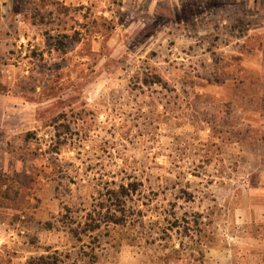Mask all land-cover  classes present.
<instances>
[{"label": "rangeland", "instance_id": "obj_1", "mask_svg": "<svg viewBox=\"0 0 264 264\" xmlns=\"http://www.w3.org/2000/svg\"><path fill=\"white\" fill-rule=\"evenodd\" d=\"M8 3L13 7H7ZM238 18L244 25H235ZM224 21L226 37L223 29L219 30ZM195 22L203 34L215 27L217 40L222 35L226 40L232 38V63L225 66L234 79L217 117L222 124L246 118L255 127L249 125L244 130L257 134L259 141L245 144L248 151L239 165L227 156V160L220 157L227 152L226 138L208 145L177 135L174 127L178 122L171 119L179 115L175 95H170L166 107L172 109L170 115L163 110L149 114L144 102H132L130 90L137 87L136 75L124 77L131 67L144 70L138 56L149 54V47L158 44L156 39L168 35L170 40L182 34L180 24L192 26ZM230 24L235 27L231 34ZM0 83V109L3 106L6 113L0 157L7 158L6 167L12 170L4 173L6 179L1 177L10 184L3 194L8 200L1 201L3 228L24 226L18 224L17 210L26 212L24 221L29 220L33 207L26 199L28 190L15 196L14 189L16 182L28 188L31 176L26 172L32 170L41 177V184L49 177L60 178L56 202L49 205L42 197L39 215L48 219L46 227L55 217L58 231L73 232V246L95 255L87 256L88 264L100 259L112 263L113 250H143L156 242L171 250L177 244L185 251L208 245L232 247L236 253L260 250L264 255V244L254 249L222 238L221 230L232 220V215H227L229 208L215 207L209 225H200L196 220L201 218L196 217L179 223L173 233H162L164 226L170 228L162 219L182 212L173 202L184 196L180 190L187 178L193 179L183 169L197 166L199 156L200 166L207 167V174L202 172L196 179L202 200L211 184L237 186L245 167L264 168V0H0ZM27 104L28 109H21L26 111L20 114L16 108ZM238 107L249 110L243 114ZM158 121L173 127L162 124L160 128L155 124ZM18 158L34 162L20 164L18 168L24 171L16 173ZM135 178L145 181L136 192L128 187ZM121 184L130 190L120 201L133 223L106 225L102 220L108 210L121 215L107 191L121 194ZM9 197L15 203L8 202ZM199 230L203 237H196L197 233L196 238L190 237ZM176 232L183 239H178ZM15 252L14 246L0 251V264L16 259ZM74 257L61 255L58 261L76 264ZM241 261L240 257L234 260Z\"/></svg>", "mask_w": 264, "mask_h": 264}, {"label": "crops", "instance_id": "obj_2", "mask_svg": "<svg viewBox=\"0 0 264 264\" xmlns=\"http://www.w3.org/2000/svg\"><path fill=\"white\" fill-rule=\"evenodd\" d=\"M7 5V7H13L12 4L9 6L8 3ZM224 14H227L226 11ZM225 23L224 21L223 24H220L219 30L223 29L226 37L227 27ZM180 25L178 29L179 32L182 29V34L173 35V38L170 39L174 41L172 44H170L168 35L160 36L156 39L158 44L154 43L149 47V54L145 53L144 56H138L142 59L140 63H142L141 65L144 64V70L139 66L133 65L134 67L133 69L132 67L130 68L131 71H129L128 76H124L125 79H130L136 75L134 80L137 83V87L131 88V94L129 92L128 94L132 96V102H144L146 104L144 105V110L150 112L149 114L154 113L156 110H163L166 115H170L172 110L171 108H166L171 103L169 100L170 95H175L177 98L175 103L179 104L177 111L179 115L173 116L171 119H175L178 122L176 127H174L177 130V135L188 137V140H186L188 142L208 145L223 141L226 138L229 141L227 152L222 153L220 157L226 159L225 156H227L232 160V164L236 163L239 165V159L244 157L243 155H246L248 151L245 144L249 142L258 143L259 141L257 134L249 135L244 130L249 125L254 126L246 118L240 119L237 123L222 124L217 117V112L220 113L222 111L223 103L226 102L225 97L228 93L230 94L229 82H233L234 79L233 72L227 74L225 66L232 63L230 58L233 48L232 38L230 40L229 37V40H226L222 35L221 39L217 40L215 38V27L203 34L201 29L198 28L197 22L192 26L188 24ZM231 28L232 25L230 24L228 28L230 34ZM162 51L164 53L160 55ZM152 54L154 55L151 56ZM118 62L123 63L124 61L118 60ZM164 68L165 70L163 71ZM155 76H158L159 80H151ZM144 78H150V80L146 81ZM169 83H172V86ZM241 88L245 90V88ZM28 107L27 104L22 105V108L18 107L16 109L21 112L20 114H24L26 110L21 109H28ZM237 109L243 114H246L249 110L246 107H238ZM0 111L2 112L0 133L4 134L6 113L3 106ZM256 111L258 112V108ZM155 124L160 128L162 124L169 128L173 127L172 123L170 125L167 121H162L159 124L156 122ZM219 127H224L225 130L218 132ZM201 157L202 155L199 156L197 166L193 165L183 169V173L188 177L192 176L193 179L187 178L188 182L182 188L192 192L193 196L190 199L181 197L174 200L173 204L175 203L177 210L178 208L182 209L181 214L176 212L175 218L179 223H185L186 220L190 221L191 218L201 216V220H197L200 221V225L206 226V224H210L213 218L212 210L215 207L223 210L229 208L227 215H232V220L230 223H226L227 226H224L221 233L219 232L222 238L236 240L237 245L240 247L246 245L257 249L260 244H264V168L261 166L245 167L246 170L242 176L243 180L237 186H232L228 183L225 186H222V184L216 185V183L215 185L211 184L206 189L207 198L202 200L199 182L196 183V179L201 176L202 172L207 174L205 170L207 167L200 166ZM216 157H219V155H216ZM215 159L218 162V158ZM7 161L6 157H0V208H3L1 201L8 200L4 198L3 194L8 192L10 184L1 179V177L6 179L7 175L4 173L12 171L6 167ZM16 162L18 166L13 171L16 173L21 171L20 173H22L24 169L18 168L20 164L25 165L24 163L26 162L34 161L18 158ZM237 169L234 166V170L237 171ZM26 174L31 176L28 188L24 184L16 182L14 190L15 196H17L19 191L28 190L26 199L29 203L28 205L33 207L29 220L24 221L27 217L26 212L17 210L18 215H20L18 224L22 222L24 226L16 225V227L7 230L3 228L6 223L1 222L2 219L0 218V251L13 246L16 248V259L13 258L12 262L7 264H28L32 258L54 254L66 257L75 256L73 261H77L76 264H88L86 260L88 249L78 248V246H73L71 243L73 238H71V235L74 233L58 231L56 228L57 218L55 217L51 219L53 221L52 225L46 227L48 219L41 218L39 215L38 206L41 204L42 197H44V203L49 205L56 202L60 178L57 176L54 178L49 177L44 180L45 183L41 184V177L37 176L32 170H27ZM41 186H44L43 195L41 194ZM8 202H14L13 198L10 199L9 197ZM205 202L206 204L204 205ZM186 205H189V207H186ZM4 208L7 207L4 205ZM195 233H197L196 237L197 235H199V238L203 237L202 230L192 232V236H189L196 238ZM176 235L178 239H183L181 233L176 232ZM183 249L180 248L179 244L175 246V250L163 248V246H159V242L152 246H147L143 250L124 247L116 250V252L113 250L115 258L112 263L110 261L103 263L100 259L95 264H262L264 262V255L259 253L260 250L236 253L232 247L213 248L208 245L190 248V251ZM186 252L188 253L186 254ZM236 257L242 258V261L234 262Z\"/></svg>", "mask_w": 264, "mask_h": 264}, {"label": "trees", "instance_id": "obj_3", "mask_svg": "<svg viewBox=\"0 0 264 264\" xmlns=\"http://www.w3.org/2000/svg\"><path fill=\"white\" fill-rule=\"evenodd\" d=\"M237 21H236L235 25H237V23H240V25H244L243 23H245L243 21V19H241V18H238ZM231 31H235V27L234 28L232 27ZM143 73H145V72H143ZM146 76H148V75L146 74ZM144 79L146 81L150 80V78H144ZM151 80H159V79H158V76H155V77L151 78ZM2 88H3V86L0 83V90ZM236 134H238V133H236ZM131 178H132V176H131ZM134 180H133L132 183H130L128 185V187H132L131 190L136 192V191H138L139 189H141L145 185V181H143L141 179L139 180L138 178H135ZM119 188L121 190V194L116 193L114 190H111V191L109 190V191H107V195H109V198H111V200L115 199L116 203H114V201H113L112 202L113 206L116 207V210L119 211L121 213V215L117 216L116 212L113 213V211H109L108 210V212L105 214V216H104V218L102 220V222L106 223V225H109V224L112 223V224L118 225V226H125L128 223H133V220H131V218L129 219L128 217L125 216L127 212H126V210L124 208L125 207L124 206V202L120 201V197H122V196L124 197V195L129 196V194H127V192H129L130 190H128L126 188L125 184H121L119 186ZM180 192L184 193V196H182L183 198L190 199L193 196L192 192H188L187 190H185L183 188L180 190ZM177 198H181V196H177ZM173 206H175V203L173 204ZM105 207H107V206H105ZM170 217H171V219L170 218L162 219L166 223V227H170L169 229L166 230V228L164 226V228L162 229V233H164V234L168 233L167 231H169V230H171V232H173L176 227H179V222L175 218V214L171 215ZM199 218H201V216H199ZM196 222H198V220ZM97 228H100V225H99V227L97 226ZM181 245L183 247V242H181ZM91 254L88 253V255H91ZM88 255L86 254V256H88ZM92 256L95 257V255H93V254H92ZM58 257L59 256L54 254V255H48V256H41L39 258H32V259L29 260L28 264H62L61 261H58ZM76 262L77 261H75V263Z\"/></svg>", "mask_w": 264, "mask_h": 264}]
</instances>
